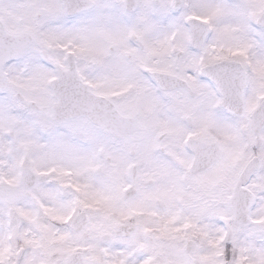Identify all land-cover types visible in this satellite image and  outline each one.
Returning a JSON list of instances; mask_svg holds the SVG:
<instances>
[{"label": "clouds", "instance_id": "clouds-1", "mask_svg": "<svg viewBox=\"0 0 264 264\" xmlns=\"http://www.w3.org/2000/svg\"><path fill=\"white\" fill-rule=\"evenodd\" d=\"M0 264H264V0H0Z\"/></svg>", "mask_w": 264, "mask_h": 264}]
</instances>
